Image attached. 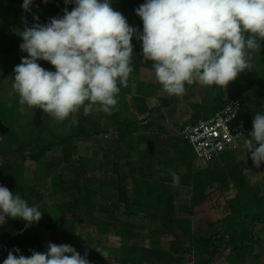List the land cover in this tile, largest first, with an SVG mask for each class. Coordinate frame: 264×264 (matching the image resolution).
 I'll list each match as a JSON object with an SVG mask.
<instances>
[{
	"label": "clouds",
	"instance_id": "1",
	"mask_svg": "<svg viewBox=\"0 0 264 264\" xmlns=\"http://www.w3.org/2000/svg\"><path fill=\"white\" fill-rule=\"evenodd\" d=\"M64 2L73 4L72 10L65 7L62 17L47 23L33 15L36 23L29 27L22 16L26 26L19 34V48L27 56L14 67L12 85L22 106L42 109L58 121L81 107L84 115L94 109L112 114L118 84L127 87L133 71L134 37L142 42L144 62H153L156 81L169 96L183 95L186 83L226 88L251 69L250 50L261 47L257 37L264 39V0H145L135 9L142 32L114 10L112 0ZM33 3L23 0L22 11L31 14ZM38 61L48 62L55 71ZM252 129L245 143L259 168L264 163V114H255ZM168 174L178 187L180 176L170 170ZM42 215L38 207L0 185V226L8 218L20 219L26 222L22 232ZM19 251H9L3 264H90L87 252L81 255L68 244L49 242L46 252L33 250L28 257L13 254Z\"/></svg>",
	"mask_w": 264,
	"mask_h": 264
},
{
	"label": "trees",
	"instance_id": "2",
	"mask_svg": "<svg viewBox=\"0 0 264 264\" xmlns=\"http://www.w3.org/2000/svg\"><path fill=\"white\" fill-rule=\"evenodd\" d=\"M121 1L126 3L131 2L130 0ZM5 2L21 6L23 0H0V9L9 10V7L4 4ZM65 7H67L68 11H71L74 5H66L64 0H46V2L45 0H34L32 13L38 16L39 23L43 24L48 22L50 18L62 17ZM128 9L129 8H126L124 11H128ZM248 35L250 34H245L246 38ZM5 37L14 40L13 36H8L6 33L0 32V38H2V41L5 40ZM260 39L261 38L257 37L258 42ZM262 45L263 43L261 44L260 49L262 48ZM256 50H250V58L264 54V48L258 50V52H255ZM140 58H142V61L137 63V67H149L153 63L152 61L144 62L143 56ZM132 60H134V56H132L131 61ZM132 63L135 64V62ZM133 64H131L132 67L134 66ZM247 71L248 70L239 74L237 79L233 81L235 85L240 88L242 87L239 83L248 82L245 86L242 85L244 86L241 90L242 92L251 86L259 85L264 80V74L258 76L257 72L247 73ZM127 85L129 87V84ZM127 92L129 94L130 91L128 90ZM216 94L221 97L218 96L220 98H215L213 103L207 101L208 104L206 103V105H192L193 109L196 111V118L202 117V113L206 114L209 111H213L216 114L217 111L225 106V94L221 91L218 93L216 92ZM116 98L118 101V97ZM235 99H241L244 105V100L242 98ZM133 102L134 107L139 111L141 105L140 102H144V100L141 98H135L133 99ZM257 106L260 107L259 102L257 103ZM214 115L212 117H214ZM104 116H107V114ZM212 117L200 121H206ZM200 121L197 122L195 119L188 125H196ZM77 123L72 126V133L65 138L61 137L59 140L48 144H33L31 145L32 147L29 146L30 149L37 150V152H32L30 154L29 159L36 162L38 165H42L43 158L49 152L61 148V157L53 158V160L49 162L50 164H47V176H52L62 164L72 165L75 174H59L57 176L55 192L52 195H55L62 200H66L64 202L55 203L53 207L61 212V214L69 212L73 213L75 219L82 223L100 225L97 218L94 216V211L97 208L104 210L100 199L98 198L100 195L98 184L90 180H82L79 177V173L82 169H85L91 172L100 171L112 173L113 175L115 174L116 176L121 177V163L124 162V164L128 165L130 162H133L134 159L132 148L133 132L131 131L133 124L131 122H125L124 133L117 137L118 145L115 149L116 158L114 162L111 160L103 162L104 160L100 161L94 158V160H91L88 164V156H80L78 154V142L90 141L98 135H103L104 131H93L94 127L92 126L99 127V125L91 120V118H88V115L82 116ZM1 135L2 134L0 133V137ZM186 141L183 142V146L179 145V148L183 151V155L185 156L189 153L188 147L186 148L188 141ZM101 143L102 141L100 144ZM21 147L23 148V146ZM99 148L102 150L101 146ZM23 151L24 150L21 149V152ZM153 152V148L152 150L149 148V150L143 154V158L139 162L140 165L138 170L142 171L145 166H147L148 171L152 172L151 164L149 163L150 165H148L146 163L149 160H152ZM9 153L11 154V152ZM187 159L192 165V161L195 160V157L192 156V152L191 154L189 153ZM19 161L20 159L17 158L14 161L1 162L0 183L6 184L10 191L14 192V194L20 195L30 206L37 207L39 202L45 198L47 189L42 187L39 188L36 185H30L27 183L23 174V164ZM91 164L93 166H91ZM179 165L181 166L180 163ZM134 171V168H130L131 173H134ZM177 172L181 173L179 170H177L176 173ZM230 174L231 172L229 173V171L221 172L207 167L197 172L191 168L189 179L186 180L184 184H188L190 187L194 186L196 192L200 189L204 190L211 187L218 190L215 188V184L224 180ZM179 176L181 177L182 175L179 174ZM169 189L170 186H168V191H170ZM132 194L128 192L127 188L121 189L118 196V202L114 204V207L119 208L122 205L124 207V214L126 213L127 216H135L138 219V223L121 222L119 223V226H117L116 221L113 227H110L111 229L108 228V226L106 227V230H112L117 237L124 241L121 246L122 258L120 264H211L220 254H224L225 250H231L233 256L229 258L230 262H232V264H238V260H243L246 253L247 256H249L252 249L258 245L255 236V229L259 224L264 225V195L257 196L253 202H246L245 199L243 200L240 198H235L227 202L232 214L231 219L235 221V224L230 225L234 227L232 229L233 232L228 230V237L224 238L221 237V230L217 232L214 231L216 224H210L207 226L206 230L194 232L190 220L180 218L176 215L178 208L174 197L171 195L168 198L163 196L157 199L152 198L153 200L151 202L143 204L140 202L139 198H136V195ZM195 203L196 200H193L192 204ZM251 207H253V209L255 208V211H251L249 209ZM44 209L45 208H42V212H47ZM245 209L250 210L244 215L245 219L249 220L250 226L245 230H241L239 228L245 226V224L239 225V219ZM259 212H261V214ZM25 223L26 222H14L15 230L12 233L0 235V244L5 242L12 247V250L18 248L20 250L19 253L14 252V255L22 254L24 256H30L33 250L37 252H46L47 249L39 242V237L33 226L21 232L25 227ZM42 223L46 229L51 231L52 243L70 244L81 255L83 252H87V246L84 244L81 236L76 233L73 226L74 224L71 225L64 215H61L57 220H53L51 217H43ZM154 226H159L160 229L154 230ZM164 237L166 240H163ZM0 249L2 251V256L6 255L7 252H4L2 248ZM93 263L102 264V259L97 258Z\"/></svg>",
	"mask_w": 264,
	"mask_h": 264
},
{
	"label": "crops",
	"instance_id": "3",
	"mask_svg": "<svg viewBox=\"0 0 264 264\" xmlns=\"http://www.w3.org/2000/svg\"><path fill=\"white\" fill-rule=\"evenodd\" d=\"M141 4L143 3L137 0L128 3L121 0H112V7L114 8V10L119 11L127 19V22L130 26L134 27L135 25H137L138 30L142 32L143 29L142 20L135 13V9H137ZM126 8H129L128 11H124V9ZM132 43L134 46V53L132 54V56H134V60L131 61V64H133L132 62H135V64H133L134 65L132 67L133 71L130 73L127 82V84H129V87L128 85L127 87H123L118 84V87H120V92L117 96L118 103L114 108L112 115H107L109 118L107 116H104L105 113L96 111L95 109L88 114V118H91V120L95 121L97 125H99V127L92 126L94 127L93 131L95 130L104 131L103 135H101L102 150L99 147H95L97 146V143L100 144L101 141L100 142L92 141L95 145L93 147L95 151H93V156L91 157L97 160L100 159V161L104 160L103 162L109 160L114 162L116 158L115 149L117 148L118 145V138L117 141L114 140L113 142H107L106 138L108 136H111L113 133H118L117 137L123 134L125 131L124 123L131 122L133 124L131 131L133 132L132 148L134 152V159L133 162H130L128 165L124 164V162L121 163V167H122L120 172L121 177L116 176L115 174L113 175L112 173H107L109 174V177L113 176L111 177V179L113 178L112 181L105 180L103 184H101L102 181L99 184L101 185L102 188L99 187L100 195L98 198L100 199V202L104 210L101 209L102 210L101 211L99 208H97L94 211V216L97 218V221L99 222L100 225H96L93 223H84V224L92 226L93 228L94 227L101 228L103 232H107V233L112 231L110 230L111 229L110 227H113L116 221H117L116 224L117 226H119V223L121 222H129V223L137 224L138 219L135 216H127L126 213L124 214V207L122 205L119 208L114 207V204L118 202L119 192L123 188H127L128 192H130L131 194L133 193L132 195H136V198H139L140 202L143 204H147L148 202H151L153 200L152 198L157 199L162 196L168 198L171 195L175 199L178 208L177 212L182 208L184 209V206L180 205L179 203L180 200L186 201L185 206L188 205L187 207L193 208V210L197 207L204 205L207 199H209V195H210L209 191L211 190L212 193H216V194L219 193L218 194L219 200H224V201L226 200L225 204L228 208L227 216L225 218H221L217 221L212 222V224H216L215 228L220 226V228H218L217 231L221 230L222 231L221 237L226 238L228 237L229 234L228 230L233 232L232 229L234 227L230 225L235 224V221L231 219L232 214L229 206L227 205V202L235 198L236 199L240 198L243 200L245 199L246 202L247 201L253 202L255 201L257 196L264 195V163H262L259 168L255 167L253 165V162L249 160V157H247V153L246 155H244V152H247V149L240 150L241 147L243 148V146H240V142L245 136H248L249 133L253 130L252 122L255 114L257 113L264 114V80L259 85L251 86L243 92L241 90L245 85L242 86V88H240L236 86L233 81L230 82L229 84L230 89L228 91L222 88L225 91V92L221 91L225 94L224 105L226 101L230 99L242 98L244 100V109H243L242 118L244 119L245 124L249 129V132L246 135H244V137L239 141L238 148L236 150L227 152L221 158L217 159L211 164L208 165L205 164L207 168H211L212 170L216 169V171H221V172L229 171V173L231 172V174L228 175V177H226L227 176L226 175L225 176L226 178L219 182L220 184L219 183L215 184V188H217L218 190H215L214 188L211 187L209 189H204V190L200 189L199 191L196 192L194 186L190 187L188 184H184L185 181L189 179L190 169L193 168V170H195L194 162L196 163L197 159L195 155L194 157L196 161H194L191 165V162L187 159L189 153L186 156L183 155V151L179 148V145L183 146V142H185L186 140L180 134V131L184 125H188L190 122H192L195 119L198 122L200 120L208 119L215 114L213 111H209L206 114L202 113L201 115L202 117L196 118L195 116L196 111L192 107L193 104L206 105V103L208 104V102L213 103L215 98H220L221 96L220 95H218L220 97L217 96L216 87L214 85H212V88L207 87L210 90H208L209 95L206 96L205 95L207 94L206 88L203 87V85L196 84L192 88V85L194 83L191 85V87L189 84L186 83L185 93L181 95L182 97L178 96L177 102L175 101L174 98L167 100L169 95L162 90V86L156 81L154 70L151 68V66L137 67L138 66L137 63L138 62L140 63L142 61V58H140L141 56H143L142 48H141L142 42L134 37ZM259 43L260 45L263 43L261 48L263 49L264 39H260ZM261 49L259 48L256 51ZM250 62L252 67L250 70L247 71V73L257 72L258 76H262L264 74V54L258 55L257 57H251ZM195 88L199 90L196 92L194 91ZM128 90L130 91L129 94L127 92ZM204 95L206 96V99L203 98ZM135 98H141L144 100V102H140L141 105L139 111L136 109V107H134L133 99ZM183 98H185L189 107L191 106V108L194 110V114H192V117L190 119L184 121L183 123L184 125H182L179 128V131H176L175 134L172 133L169 127L166 126L165 124L167 123L172 125L176 123L174 122L176 119H181L178 118L179 111L182 112L180 109L178 111V105H179L178 103L180 102L179 101L180 99L184 100ZM165 100L171 102V105L173 106L172 110L174 111H172L171 113H170L169 105H165L164 103ZM258 102L260 103V107L257 106ZM175 105H177L176 108ZM165 121L167 122L165 123ZM175 125H181V123ZM174 129H176V127H174ZM98 136L100 137V135ZM79 145L80 144H78V147ZM187 147H188V151H190L189 147L192 146L188 143V145H186V148ZM149 148L151 150L153 148L154 152H153L152 160H149L146 164L148 165L151 164L152 172L148 171L147 166H145V168L142 171L138 170L140 165L139 162L140 160H142L143 154L147 152ZM159 153H160V157L167 156L168 157L167 160L163 161L160 159L161 161H159L157 158V155ZM101 154H103V156H101ZM99 155L101 156V158L99 157ZM172 156L174 157L173 159L171 158ZM175 156L177 159L175 158ZM179 163L181 164V166L179 165ZM130 168L135 169L134 173L130 172ZM175 169L176 171L179 170L181 172V173L177 172L178 175L179 174L182 175L180 177V185L178 187L173 186L171 175L168 174L169 170L176 173ZM201 169L195 171L197 172L200 171ZM162 173H164V175H162ZM0 184L6 186V184L4 183H0ZM168 186H170L169 189L170 191H168ZM193 200H196L195 204H192ZM42 201L43 200H41L37 205V207H39L41 211H42V205H41ZM218 205H220V202H218ZM43 208H45L44 210H46L47 212L46 213L43 212L42 218L51 217L53 220H57L58 218L61 217V215H64L65 218L68 219L71 225L74 224L73 225L74 228L75 225L76 226L78 225L76 221L70 218L71 214L73 215V213L71 212L61 214V212L56 210L54 207L52 208L51 211L47 209L48 208L47 206ZM42 218L38 223H34L32 226L36 231L37 236L39 237V242L41 243V245H45L42 242V235L44 233L50 234L51 231L45 228L44 224L42 223ZM14 222L24 223L25 221L19 219L13 221V224ZM9 226L12 225L10 224V221L8 219L4 225L0 226V235H6L12 233L14 230L12 228H9ZM107 226L108 228H110L109 230H106ZM260 226L263 227L261 229L263 231L264 225L261 224H259L255 230L257 231L258 227ZM193 227L194 225L192 222V228ZM159 229H160L159 226H154V230H159ZM163 240H166L165 237L163 238ZM257 241L259 244L258 239ZM45 246H46L45 248L47 249L48 245ZM0 248H2L4 252H7L6 255L2 256V251L0 249V264H3V261L7 258L8 252L12 250V247H10V245L3 242L0 244ZM28 256L29 255H26L25 257Z\"/></svg>",
	"mask_w": 264,
	"mask_h": 264
},
{
	"label": "rangeland",
	"instance_id": "4",
	"mask_svg": "<svg viewBox=\"0 0 264 264\" xmlns=\"http://www.w3.org/2000/svg\"><path fill=\"white\" fill-rule=\"evenodd\" d=\"M130 1H134V0H130ZM137 1L142 3L145 2V0H137ZM4 4H6L9 7V10L0 9V32H4L8 36L9 35L13 36L14 40L5 37V40L2 41L1 40L2 38H0V120L10 130L6 135H1L0 137V165L1 162L3 163V161L10 162L19 158L20 159L19 162L23 164V174L26 178L27 183H29L30 185H36L39 188L42 187L47 189L46 195L44 193L45 198H43L41 205L42 208L47 206L49 208V211H51L53 208V204L58 202H64L66 200V199L62 200L60 198H57L55 195L54 196L52 195L55 192V184L58 178L57 176L59 174L74 175L75 170L73 169L72 165L62 164L60 165L59 169L52 174V176L48 177L47 164L49 165L50 164L49 162H51L53 158H60L62 155V149L57 148L49 152L43 158L42 165H38L36 162L29 159V156L32 152L33 153L37 152V150L30 149L29 146L33 144L34 145L48 144L50 142L59 140L61 137L65 138L69 136L72 133V126L75 125V123H77L82 116H84L83 108L81 107V109L78 112L71 114L68 118H66L63 121H58L50 113L44 112L43 122L40 124V126L36 127L34 125V117L39 108L35 109L34 107H28L26 104L22 106L19 103L20 97L18 93L14 91L12 85L14 83V67L21 63L22 56L23 57L27 56V53H22L19 48V45L22 43V38L20 37L19 34L21 31H23V29L26 26L22 22V16H26L28 22L27 26L29 27L36 22L33 19L34 14L32 12L31 14L24 13L22 11L21 6L12 4L10 2L9 3L5 2ZM134 27L138 29L137 25H135ZM38 63H40V65L47 70L55 71L54 66L50 65L46 61H38ZM196 84L199 85V83H194L193 85L191 84L192 88ZM229 84L226 88H224L226 89V91L230 89ZM239 84L242 87V85L248 84V82L246 81V83L243 82ZM214 86L216 87L217 93L219 91H224L221 87L217 85ZM203 87L206 88L207 94L205 95L208 96L209 95L208 90H210L209 88H212V86L203 85ZM196 88L194 91L197 92L199 89ZM205 95L203 96V98L206 99ZM171 98H174L176 102L178 100V96L175 95L169 96L167 100H170ZM183 99L184 100L180 99L179 100L180 102L178 103L179 104L178 111L179 109L182 111V112L179 111L178 118L181 119H176L174 121L176 122L175 124L181 123V125H175V124L170 125L166 123L167 121H165L166 123L165 125L168 126L170 131L175 134L176 131H179V128L182 125H184L183 124L184 121L190 119L192 117V114H194V110L191 108V106L189 107L185 98ZM167 100H165L164 103L165 105H169V109L171 113L172 111H174L172 110L173 106L171 105V102H168ZM21 107H23L24 109L23 111H21ZM176 107L177 105H175V108ZM174 127H176V129H174ZM117 134L118 133H113L111 136H108L106 138L107 142H113L114 140L117 141ZM250 138L251 137L248 135L242 139V141L240 142V146H243V148L241 147L240 150L247 149L245 142L246 139H250ZM92 141L100 142L102 141V137L98 136L90 141L78 142V144L81 145V146L79 145L80 150L78 151V154L80 156L87 155L88 156L87 158L89 160L88 164L91 162V160L92 161L94 160V158L91 157L93 156V151H95L93 148L95 145ZM253 143L256 144L255 141H253ZM101 144L97 143V146L95 147H100L102 146ZM21 146H23V148ZM256 146L258 147V144H256ZM21 149H23L24 151L21 152ZM189 149L192 152V156L194 157L195 154L193 148L189 147ZM190 151L188 152L191 154ZM9 152H11V154ZM246 153L247 152H244V155H246ZM101 156H103V154H101ZM101 156L99 155L100 158ZM247 157H249V160L252 161L250 157V153L247 154ZM157 158L159 161L161 160L165 161L167 160L168 157L167 156L160 157V153H159L157 155ZM171 158L173 159L174 157L172 156ZM44 162H48V163H44ZM194 164L193 165L195 167V170L206 168V165L203 164L202 162L197 161L196 163L194 162ZM91 166L93 165L91 164ZM79 177L82 180H90L92 182L97 183L98 187L100 188H102L101 185H99L101 181H102L101 184H103L105 180L112 181L113 179V178L111 179V177L113 176L109 177V174L107 173H102L97 171L91 172L85 169H82V171L79 173ZM5 187H7V185ZM209 194H210L209 199H207L205 204L195 208L194 210L193 208L187 207L188 205L185 206L186 201L180 200L179 202L180 205L184 206V209L179 210L176 213V215L178 217L191 220L194 225L193 227L194 231L198 232L200 230H206L207 226L212 224V222L217 221L221 218H225L228 214L227 211L228 208L225 204L226 200L225 201L219 200V195H218L219 193L218 194L212 193L211 190L209 191ZM218 202H220V205H218ZM249 209L251 211H255V208L253 209V207ZM250 210L245 209L243 211L241 216L242 219L241 218L239 219L240 220L239 225L245 224V226L239 229L245 230L250 226L249 220H246L244 216ZM259 213L261 214V212ZM70 218L76 221V223H78L77 226L75 225V228L77 234L81 236L82 240L84 241V244H86L87 246V253H88L87 258L90 261V264H94L93 262H95L97 258L102 259V264H120V260L122 258L121 246L124 242L121 238L117 237L115 233L112 231L108 233L103 232L101 228H95V227L93 228L92 226L85 225L84 222L81 223V221H77L75 219L74 214L73 215L71 214ZM8 219L10 221V224L12 225L9 226V228L15 230L13 221L19 219H11V218ZM218 228H220V226L216 227L214 230L217 231ZM262 228L263 227L260 226L258 227L257 231L255 230L256 231L255 234L257 236V239L259 240V244L254 249H252V251L249 253V256H247L246 253V255H244L243 260H238V264H264V230L262 231L261 230ZM44 234L42 235V242L45 245H48L49 242H51L52 240L51 233L50 234L46 233L45 235ZM45 245L43 246L46 247ZM84 253L85 252H83L82 255ZM102 254H106V257H104ZM232 256L233 255L231 254V250H225V253L220 254L211 264H232V262H230L229 260V258H231Z\"/></svg>",
	"mask_w": 264,
	"mask_h": 264
},
{
	"label": "built area",
	"instance_id": "5",
	"mask_svg": "<svg viewBox=\"0 0 264 264\" xmlns=\"http://www.w3.org/2000/svg\"><path fill=\"white\" fill-rule=\"evenodd\" d=\"M243 109L241 99H230L211 119L181 129L180 134L192 146L197 161L208 164L238 148L239 141L249 132L242 118Z\"/></svg>",
	"mask_w": 264,
	"mask_h": 264
},
{
	"label": "water",
	"instance_id": "6",
	"mask_svg": "<svg viewBox=\"0 0 264 264\" xmlns=\"http://www.w3.org/2000/svg\"><path fill=\"white\" fill-rule=\"evenodd\" d=\"M43 110L42 109H38L36 114H35V117H34V125L36 127H39L40 124L43 122ZM9 128H7L4 123L0 120V133L2 135H6L8 132H9Z\"/></svg>",
	"mask_w": 264,
	"mask_h": 264
}]
</instances>
